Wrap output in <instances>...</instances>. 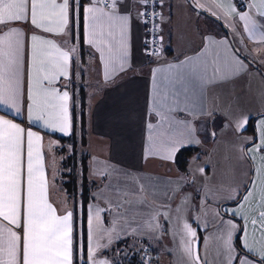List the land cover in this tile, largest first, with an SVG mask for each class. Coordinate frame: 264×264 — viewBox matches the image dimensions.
<instances>
[{
	"label": "snow or ice",
	"instance_id": "obj_1",
	"mask_svg": "<svg viewBox=\"0 0 264 264\" xmlns=\"http://www.w3.org/2000/svg\"><path fill=\"white\" fill-rule=\"evenodd\" d=\"M138 2L147 6L149 0ZM191 3L195 8L211 11L217 19H224L234 32V21H243L249 36L264 43V32L259 31L264 28V0H247L246 11L244 0L239 7L233 0H191ZM127 9L125 0H88L87 6L81 0H0V105L19 113L22 104H26L30 124L38 123L41 128L64 136L72 134L73 97L68 89L77 53L74 43L77 29L82 28L85 42L99 53L108 79L110 72L123 71L128 63ZM158 15L152 12L153 17ZM147 16V11H138V17ZM148 22L144 19L145 25ZM24 26L29 27L30 34ZM147 43V54L158 56L160 50L149 51ZM244 68V62L235 52H229L225 41L209 37L198 55L168 65L171 75L164 77L163 88L156 80L159 69L153 70L149 111L157 122L146 125L149 134L145 155H161L175 163L186 144H200L191 121L178 119L175 113L188 111L195 117L188 104L196 106L205 85L217 78L236 75ZM181 103L185 106L181 107ZM206 114L211 116L212 111ZM226 118V127H233L234 131L245 130L249 123L246 116H237L231 107ZM255 131V136L244 141L250 147L239 149L238 156L241 163L248 164L251 176L246 175L223 196L236 202V207L230 209L231 215L241 218L244 224L239 226L232 219L224 221L219 211H213V220H219V226L215 236L205 238V255L201 256L195 246L197 231L183 219V204L190 200L185 196L182 205L175 209L178 220H183L180 231L174 233V237L180 236L181 264H264V117ZM54 143H47L48 151ZM45 147L40 132L0 116V264H76L78 259L83 264H113L102 258V250L120 238L117 224L126 217L119 209L130 211L132 200L127 199L128 193L117 188L116 202L106 199L107 208L99 203L87 206L82 241L74 228L73 211L59 208L50 199ZM197 171L204 173L205 169L199 167ZM98 175L108 178L109 174ZM138 191L145 192L143 184ZM171 191L178 194L179 185ZM137 202L143 206L146 200L140 196ZM113 207L118 211L106 226L102 213ZM206 208L205 203L202 209ZM149 215L147 231L159 232L162 225L157 222L158 210ZM204 215H208L206 210ZM163 217L168 219L169 213H163ZM136 232L133 228L132 233ZM237 232H243L239 251L234 245ZM212 240L215 245L209 250ZM209 256L213 259L209 260Z\"/></svg>",
	"mask_w": 264,
	"mask_h": 264
},
{
	"label": "crops",
	"instance_id": "obj_2",
	"mask_svg": "<svg viewBox=\"0 0 264 264\" xmlns=\"http://www.w3.org/2000/svg\"><path fill=\"white\" fill-rule=\"evenodd\" d=\"M165 1L162 0L161 2L160 15L162 50L158 56L149 58L144 53L145 30L142 17H138V11H143V5L138 0H125V3L128 5L127 12L130 15L128 63L125 65L123 71L110 72L108 79L105 78L104 66L99 59V53L85 42L82 28H78L74 41L77 47L75 60L79 56V45L84 48L85 63L80 69L77 66V61L76 65L74 63L72 79L68 90L71 94L73 88L80 87L84 96L85 134L84 141L79 146L80 151L89 156L88 178L99 183V186L96 187L95 185L91 189L93 201L88 205L99 203L101 207L107 208L108 205L105 203V200L110 199L115 203L117 188L120 189L121 193L127 192V199L132 200V204L128 206L130 211L125 212L123 208L119 209L126 217V220H120L117 224L120 238L130 237L134 244L139 241L148 244L150 247L147 246L151 250L158 253V259L160 257L159 253L163 251L167 257L166 264H181L180 257L178 256L173 259L172 252L176 244L179 247L180 242V236L175 235L174 237V233L180 231L183 223V220H178L175 209L182 205L185 196L190 197V200L187 204H183V219L187 220L196 231L200 230L202 232V234L200 233L201 256L205 255V238L215 236L219 226V220H213V211H219L224 221L232 219L239 226H242L244 221L239 217L234 218L231 215L230 209L236 207V202L223 199L227 191L233 187H226L222 184L211 182L201 183L200 186L190 185V181L183 175V172L179 171L173 162L164 160L161 155H145L149 134L146 125L147 123L157 122V117L149 111V104L152 98L153 70L159 69L156 72V80L161 85V88H163L164 77L171 75L168 71V65L179 64L187 57L198 55L204 50L209 37L216 41H225L229 52H235L244 62L245 68L238 74L226 79L217 78L212 83L205 85L202 94L195 102V107H193L191 102L188 104L189 110L195 112V117L190 115L188 111L175 113L178 119L191 121L193 127L196 129L194 123L198 126L201 125L198 121L200 120L199 117H203L209 112L208 99L210 95L217 98L219 92H224L228 89L240 92L245 85H250L253 89L264 93V77L257 68L245 59L247 56L246 58L252 59L259 65L264 63V43L249 36L244 30L243 21H239L238 19L234 21L236 28L234 38L232 32L230 33L227 27L225 28V32H223L219 24L214 21L215 17L210 15L215 24L206 28L207 30L203 31L200 37L192 43L186 42L187 44H193L191 48H186L182 52L175 53V49H177L175 41H181L177 40L176 33V38H173L174 29L180 31L182 38L185 35H189V32L191 33L192 31L189 29L190 27H186L182 22L176 28L173 27V18L164 9ZM238 1L241 2V0H233L237 6ZM244 2V10L246 11L247 0H244ZM178 3L181 13L189 15L191 19L196 17L202 21L201 13L197 10H201L204 13L206 11L199 8H196L197 10L192 9L185 0H179ZM87 4L88 1L84 3L85 6ZM206 14L208 15V13ZM221 23L223 24L222 21ZM24 30L30 34L28 26H24ZM259 31L264 32V28L259 29ZM79 34L80 39L78 38ZM257 50H259V54H257ZM240 52L245 56L243 54L240 55ZM78 70L80 71L78 72ZM233 97L234 99L236 97L239 98V94L237 96L233 95ZM181 100H183V97H181ZM180 106L184 107L185 105L181 103ZM0 110L11 117L1 113L0 116L12 119L13 122L21 124L22 127H31L33 131H38L44 136L46 145V172L51 185L50 199L59 208H67L73 211L71 201L61 189L58 181L61 171V157L57 153L59 141L53 134L64 135L59 132L43 129L35 122L30 124L27 120L26 104H22L19 113H16L15 109H9L3 105H0ZM262 117H264V112L258 114L254 120L253 136L256 135L255 129ZM202 128L201 136L198 133V129L195 132L196 138L200 141L207 139V136H204ZM49 141L55 142L51 151H48L47 148ZM200 144H186L185 146L194 145L198 147ZM247 146L250 147L249 144ZM101 172L108 173V178L98 175ZM140 184H143L145 187V192L143 193L138 191ZM177 185H179V193L174 195L171 189L176 188ZM140 196H143L146 200L143 206L137 202V198ZM205 203L207 208L202 209V205ZM156 210L159 212L157 222L162 225V229L165 228V233L162 229L159 232L147 231L146 224L151 220L149 214ZM205 210L208 212L207 216L204 215ZM117 211L113 207L111 211L106 212V226H109V222L116 216ZM165 212L169 213L168 219H164L163 217V213ZM205 223H207V227H205ZM142 225L144 226L143 228L141 227ZM122 227L126 228V231H122ZM248 227L249 231H251L250 224ZM133 228L137 229L135 234L132 233ZM157 236L159 237L158 239L154 238ZM242 236L243 232H237L234 236V245L235 241H237L236 243H238L240 248L241 243L239 238ZM116 240L118 239H114L113 243ZM105 242L102 241V243ZM214 245L215 241H210L209 250ZM237 250L239 251L238 248ZM208 258L211 260L213 256H209Z\"/></svg>",
	"mask_w": 264,
	"mask_h": 264
},
{
	"label": "rangeland",
	"instance_id": "obj_3",
	"mask_svg": "<svg viewBox=\"0 0 264 264\" xmlns=\"http://www.w3.org/2000/svg\"><path fill=\"white\" fill-rule=\"evenodd\" d=\"M178 1L179 0H166L164 9L171 14L173 18V27L176 28V26H178L182 22L186 25V27H190L189 29L192 32H189V35H185L182 38L180 31L174 29V33L172 34L173 38L177 37L178 41H183V43L175 41V46L177 48H174L175 53L182 52L186 50V48H191L193 44H187L186 42L192 43L193 41L198 39L200 37V34L203 31L207 30L206 28H208L209 26L215 24L214 21H216H213L211 19V11H206L203 9L204 11H206V13H208L207 15L203 11L197 10L196 8L192 7V4L189 3L188 0H185L188 5L191 4L190 6L192 7V9L197 10L201 13L200 15L202 21L196 17L191 19L189 15L181 13L178 8ZM214 17L217 18L216 16ZM219 20L223 22L230 33L232 32L235 38V33L232 26L224 19ZM221 21H219L220 24L217 21L216 22L219 24L221 30L225 32V29H223L224 25L221 23ZM168 25L170 26L169 23ZM249 60L253 61L252 59ZM261 66L264 69V63H261ZM237 94H239V98L236 97V99H234L233 95L237 96ZM208 101L209 111H212V115L209 116L206 114L203 117H199L200 120H198L204 128V135L207 136V139H203V141H201L202 143L198 145L199 150L190 157V160L186 164L183 175L190 181V185L193 186H200L201 183L203 184L206 182H211L234 188L237 183L245 179L246 175L249 177L251 176V173L248 172V164L241 163L238 159L239 149L246 148L247 143H244V141H246L248 137H253L251 127L253 126L254 118L252 119L251 117H255L256 115L258 116V114L264 112V93L260 90L253 89L250 85H245L240 92L230 91V89H228L224 92H219L217 98H214L210 95ZM230 107L235 109L237 116L242 115L248 118L249 123L245 130L234 131L233 127H226V125L228 124L226 113ZM194 125L196 129H198V133L201 136V126H198L195 123ZM213 132L216 134L215 136L212 135ZM69 148L70 146L66 145L65 150H67L68 152ZM59 155L62 160L66 154L61 153ZM56 157L58 158L57 155ZM193 157H198V159L193 161ZM199 167H203L205 169L204 173H200L199 171H197ZM199 233L202 234L200 230ZM198 237L200 238L201 243V236L198 235ZM178 248L179 247L176 244L174 247V251L172 252L173 259L179 256ZM201 251L202 247H200L199 250L200 255ZM159 256L160 263L166 264V253L161 251V253H159ZM102 258H107L112 261L113 257L111 252H109L108 250H102ZM79 263L80 260L78 259L77 264Z\"/></svg>",
	"mask_w": 264,
	"mask_h": 264
},
{
	"label": "trees",
	"instance_id": "obj_4",
	"mask_svg": "<svg viewBox=\"0 0 264 264\" xmlns=\"http://www.w3.org/2000/svg\"><path fill=\"white\" fill-rule=\"evenodd\" d=\"M88 0H81L84 4ZM191 3V0H188ZM241 2L238 1V6ZM192 4V3H191ZM190 4V5H191ZM192 7L193 4H192ZM195 8V7H194ZM161 15V13H160ZM215 20L219 23V19L215 18ZM220 24V23H219ZM161 28V27H160ZM226 26H223L225 29ZM161 34V30H160ZM80 39V34L78 36ZM82 46L78 45V59L75 60V65L77 61V66L79 69L85 63V51ZM162 50V45H161ZM160 50V53H161ZM159 53V54H160ZM241 55V54H240ZM157 56V55H156ZM149 57V56H148ZM150 58V57H149ZM246 59V57H245ZM247 60V59H246ZM257 65V70L264 72V69L261 65L252 61ZM75 68V67H74ZM80 70H78L79 72ZM259 71V72H260ZM71 95L73 97L72 104V115H73V132L68 136L55 135L53 134L59 141L58 154L65 153V157L61 160V171L59 173V184L61 189L67 195L68 199L71 201L72 209L74 213V228L80 233V238L83 241V234L85 231V210L88 204L93 201V196L91 194V189L99 186V183L93 180H90L87 175L88 170V154L81 152L79 150V145L84 141V96L82 93V89L80 87L73 88L71 91ZM0 113L6 116L11 117L9 114L0 110ZM257 117H251L252 119ZM203 127L202 125H200ZM204 131V128H202ZM251 130L254 135V122ZM205 136V135H204ZM66 145H69V151L65 150ZM199 148L194 145H188L181 149V151L177 154V160L174 163L175 166L179 169L180 172L185 171L186 164L190 160V157L194 155ZM67 152V153H66ZM64 169V170H63ZM103 217L105 218V222H107L106 212L103 213ZM165 233V228L162 229ZM76 233L74 232V235ZM200 236L199 231H197V236ZM237 238V237H236ZM139 241V240H138ZM236 247L240 250V246L236 243ZM148 244L139 241L132 243L130 237L118 239L113 245L107 249L112 254L113 264H144V260L140 258V251L142 248L147 246ZM149 246V245H148ZM150 247V246H149ZM105 250V251H107ZM118 250V252H117ZM154 251V250H153ZM157 253V252H156ZM158 255V253H157ZM156 262L159 263L158 257H156ZM77 264V262H76ZM79 264H83L82 260H80Z\"/></svg>",
	"mask_w": 264,
	"mask_h": 264
},
{
	"label": "built area",
	"instance_id": "obj_5",
	"mask_svg": "<svg viewBox=\"0 0 264 264\" xmlns=\"http://www.w3.org/2000/svg\"><path fill=\"white\" fill-rule=\"evenodd\" d=\"M148 12V16L142 17V22L144 25L145 30V41H147V49L149 51L153 49H159L161 50V34H160V15L153 17L152 12L161 13V2L160 0H149V3L147 6L143 5V11ZM144 19H147L149 22L147 25L144 23ZM153 24L157 25V27L154 29ZM155 40V43L153 41ZM144 52L147 56L153 57L156 55H149L147 54L145 50V42H144ZM160 53V52H159ZM118 252V250H117ZM156 257H158L157 253L153 250H151L148 246H145L140 251V258L144 260V264H158L156 262ZM116 264V263H115ZM120 264V263H118Z\"/></svg>",
	"mask_w": 264,
	"mask_h": 264
},
{
	"label": "water",
	"instance_id": "obj_6",
	"mask_svg": "<svg viewBox=\"0 0 264 264\" xmlns=\"http://www.w3.org/2000/svg\"><path fill=\"white\" fill-rule=\"evenodd\" d=\"M241 54V53H240ZM242 55V54H241ZM247 59V58H246ZM247 62H249L252 66H254L255 68H257V65L254 63V62H252L251 60H249V59H247ZM258 69V68H257ZM260 71V70H259ZM260 73L262 74V76L264 77V72H261L260 71ZM199 243H200V238L197 236V238H196V241H195V246L198 248V250H199Z\"/></svg>",
	"mask_w": 264,
	"mask_h": 264
},
{
	"label": "flooded vegetation",
	"instance_id": "obj_7",
	"mask_svg": "<svg viewBox=\"0 0 264 264\" xmlns=\"http://www.w3.org/2000/svg\"><path fill=\"white\" fill-rule=\"evenodd\" d=\"M145 53V52H144ZM146 55V54H145ZM147 56V55H146ZM148 57V56H147Z\"/></svg>",
	"mask_w": 264,
	"mask_h": 264
}]
</instances>
